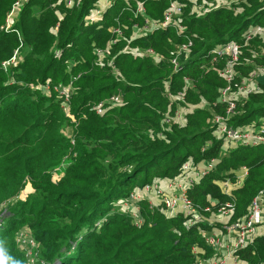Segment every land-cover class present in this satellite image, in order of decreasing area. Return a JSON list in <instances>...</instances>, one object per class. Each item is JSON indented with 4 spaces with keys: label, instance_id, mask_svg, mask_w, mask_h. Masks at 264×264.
I'll return each instance as SVG.
<instances>
[{
    "label": "trees",
    "instance_id": "trees-1",
    "mask_svg": "<svg viewBox=\"0 0 264 264\" xmlns=\"http://www.w3.org/2000/svg\"><path fill=\"white\" fill-rule=\"evenodd\" d=\"M98 1L80 0L69 8L63 0H24L6 31L16 0H0V264L28 262L16 240L23 230L36 243L37 264H194V246L203 258L212 256L204 235L214 228L199 224L186 230L182 215L168 217L145 202L140 205L144 224L135 227L115 212V201L153 181L176 178L190 159L218 161L187 197L212 213L234 202L229 222L247 213L264 187V145L221 151L212 118L225 115L217 102L225 86L217 73L223 60L208 67L207 56L228 40L244 44L241 35L251 25L264 26V0H229L233 8H211L202 15L191 0H113L101 20L91 22ZM171 2L181 5L174 19L185 28L182 34L174 24L134 34L145 18L161 22ZM137 3H143L144 15L134 13ZM189 42L188 52L179 51ZM106 48L100 64L96 51ZM147 49L160 60L134 54ZM15 51L17 64L4 71L2 62ZM172 59L179 63L177 72ZM258 68H264L259 38L243 47L233 85ZM47 81L49 95L34 89ZM69 84L67 116L53 89ZM258 84L261 91L237 102L230 127L264 119V75ZM111 96L121 104L97 115L94 106ZM180 104L187 110L183 124L166 122ZM242 166L248 177L224 194L220 181L234 183ZM26 186L32 192L21 200ZM237 255L246 264L264 262V236Z\"/></svg>",
    "mask_w": 264,
    "mask_h": 264
},
{
    "label": "built area",
    "instance_id": "built-area-1",
    "mask_svg": "<svg viewBox=\"0 0 264 264\" xmlns=\"http://www.w3.org/2000/svg\"><path fill=\"white\" fill-rule=\"evenodd\" d=\"M24 0H16L13 4L11 11L7 15L5 30L7 31L11 28L17 13L20 10ZM67 7L71 8L75 4H79L80 0L74 2V0H63ZM109 3L107 7L113 0H108ZM243 0H236L234 3H239ZM231 2V1H230ZM232 3V2H231ZM227 4L225 7L233 8V4ZM141 3H137L136 15H144L142 12ZM143 4V3H142ZM171 2L167 10V13H171V17L166 16L165 21L161 22L150 21L144 19V26L141 30H138V35L146 34L147 32L153 31L156 28H166L170 24H174L176 30L179 34H182L185 30L180 25V20L175 21V16L181 12V5L178 3ZM106 7V8H107ZM141 7V9H140ZM98 9V4L96 8L91 11L88 20L91 22H96L101 20L102 13L106 10ZM166 13V14H167ZM174 13V14H173ZM172 20V21H171ZM120 34L119 31H115ZM261 39L264 42V26L251 25L247 30L241 35V39L244 44L228 40L218 45L212 49L207 56L211 58L208 67H215L217 64L223 65L217 69V73L220 78L225 81V86L219 90V97L217 102L225 106V115L217 114L212 118V124L215 129V135L222 139L223 145L221 147L222 153L233 149L237 146H258L264 145V125L259 129L251 133V131L244 130L243 128L232 129L229 126V119L234 113L237 102L240 98H246L253 93L261 91L258 81L261 76L264 75V68H258L252 70L248 75L241 78V81L237 85H233L235 78L239 76L236 66L240 63V57L242 55L243 47L247 46L250 41L255 39ZM191 43L183 44L179 47V51L186 53L189 51ZM108 53V48L104 51H96L99 57V63L101 64L102 59ZM135 56L151 55L157 62L160 58L151 50L147 49L144 52L134 50ZM18 60L17 52L15 51L12 57L8 61H4L1 67L4 71H7L10 65H16ZM173 71L177 72L179 68V63L176 59H172ZM187 83L189 81L185 80ZM33 87V86H31ZM188 85L185 86V89ZM34 89H40L45 95H49L50 84L49 81L41 87H34ZM61 101V108L68 116L69 114V99L71 96L72 87L67 85L65 87L56 86L53 89ZM167 91V90H166ZM171 99V96L168 95ZM180 99H183L184 94L178 93ZM121 98L118 96H111L109 99L99 102L94 106V111L97 115H103L107 109L113 106L121 104ZM109 106V107H107ZM183 115V114H182ZM181 115L180 109H177L174 116L168 117L166 122H177L183 124V116ZM251 133V134H250ZM224 151V152H223ZM218 163L216 159H211L207 162H201L195 164L191 159L183 164L181 167L180 174L172 179H167V189H162L159 185L160 181H153L149 184L144 185L142 188H136L131 191L125 198H121L119 203V211L121 214L126 215L131 220V223L135 227H141L144 224V219L141 216L140 205L145 202L149 209L153 211H158L161 214H165L168 217L182 215L185 219L184 227L186 230L196 227L199 224H207L209 227L214 228L215 233H205L204 242L210 250H214L212 256L203 258L204 252L192 247V254L195 258L194 264H246L239 259L237 253L249 245H252L254 240L259 237L258 229L261 225H264V187L260 189L255 196L252 198L251 203L248 208V212L242 215L235 221L229 222V219L234 214L235 204L234 202H225L219 205L215 213H212L211 207H198L192 203V201L187 197V192L194 185L198 184L202 178L207 176ZM236 181L234 183L226 181L222 183L224 194L230 195V191L233 187L239 183V186L243 183L246 175L235 173ZM242 182V183H241ZM226 187H231V189H226ZM153 199L156 201L154 202ZM158 201V202H157ZM205 214H209L210 217L205 218ZM225 218L226 222H217L216 219ZM100 222V221H99ZM17 242L21 249L25 251L28 258L26 264H34L35 256L34 251L36 248V243L28 230L20 231L16 237ZM199 253V254H198ZM42 264H45L42 262ZM264 264V262L260 263Z\"/></svg>",
    "mask_w": 264,
    "mask_h": 264
},
{
    "label": "rangeland",
    "instance_id": "rangeland-1",
    "mask_svg": "<svg viewBox=\"0 0 264 264\" xmlns=\"http://www.w3.org/2000/svg\"><path fill=\"white\" fill-rule=\"evenodd\" d=\"M192 1V3H193V7H192V9L194 8V11L198 14V15H202V14H204L205 12H208L211 8H217V7H220V6H225V5H227V4H229V3H231L229 0H213V1H208V0H191ZM74 2H77V0H74ZM108 3H109V1L108 0H99L98 1V9H100V10H104L106 7H107V5H108ZM176 4V3H175ZM175 4H173V5H175ZM231 4H233V3H231ZM141 5V7H142V12H144L145 11V7L143 6V4L141 3L140 4ZM141 7H140V9H141ZM168 10V9H167ZM167 10L164 12V14H163V22L165 21V18H166V16H169V17H171V13H167ZM182 12V11H181ZM181 12H177V13H179L178 15H176L175 17H179L180 16V14H181ZM167 13V14H166ZM174 14V13H173ZM176 18V19H177ZM172 21V20H171ZM163 22H161V24L163 23ZM183 27V26H182ZM184 28V27H183ZM141 32L143 31V30H140ZM134 34L135 35H137L138 34V32L136 31V32H134ZM143 56H149V57H151L152 58V56L149 54V55H143ZM153 59V58H152ZM155 61V60H154ZM240 99H243L242 97L240 98ZM178 109H180V112H181V115L185 112V111H187L186 110V108L184 107V105H182V104H180L179 105V107H178ZM264 125V119H261L260 121H259V123L258 124H250V125H245L244 127L243 126H240L241 128L243 127V129L244 130H242V131H246V130H249V131H251V133H253L254 131H256L257 129H259L261 126H263ZM232 129H237V128H232ZM250 133V134H251ZM224 152V151H223ZM227 154V153H226ZM226 154H224V155H226ZM237 172L241 175V174H244V175H246V178L248 177V173H249V171H248V168L246 167V166H242L240 169H237ZM56 177H54V178H58V175L56 174L55 175ZM162 182V184H161V187H163V185H164V183L166 182V181H161ZM224 182V181H223ZM222 181H220V186H221V190H222V192L223 191H225L224 189H223V186H222V183H223ZM229 182H231V181H229ZM242 183V182H241ZM27 186H29V185H27ZM26 186V188L21 192V194L19 195V199H21V200H24L26 197H27V195L29 194V193H31L32 192V190L31 189H29L28 187ZM239 186V183L236 185V187H233L232 189H231V187H226V189H231V191H230V194L237 188ZM120 201H121V198H119V199H117L116 201H115V212H117V213H120L121 214V212L119 211V203H120ZM127 217V216H126ZM219 220H226L225 218H219V219H216V221L217 222H220ZM226 222V221H225ZM102 224V222L100 221L99 223H97V225H101ZM211 233H215V231H211L210 232V234ZM258 235L259 236H264V225H261L260 226V228L258 229ZM194 247H196V248H199L198 246H194ZM207 247V246H206ZM212 251H214V250H212ZM214 253H215V251H214ZM199 254V253H198ZM35 264H37V260L35 261ZM42 264V263H41Z\"/></svg>",
    "mask_w": 264,
    "mask_h": 264
},
{
    "label": "crops",
    "instance_id": "crops-1",
    "mask_svg": "<svg viewBox=\"0 0 264 264\" xmlns=\"http://www.w3.org/2000/svg\"><path fill=\"white\" fill-rule=\"evenodd\" d=\"M161 181H166L165 183H164V185H163V187H161V184H162V182ZM160 182H159V185H160V187L162 188V189H167V180L165 179V180H161ZM153 201L155 202L156 200L155 199H153ZM158 202V201H157ZM221 223H223V222H225L226 220H219ZM201 250V249H200ZM203 252V250H201V253Z\"/></svg>",
    "mask_w": 264,
    "mask_h": 264
}]
</instances>
